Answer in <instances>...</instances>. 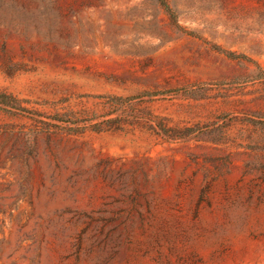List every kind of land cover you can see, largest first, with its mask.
<instances>
[{
    "label": "rangeland",
    "instance_id": "1",
    "mask_svg": "<svg viewBox=\"0 0 264 264\" xmlns=\"http://www.w3.org/2000/svg\"><path fill=\"white\" fill-rule=\"evenodd\" d=\"M0 93V264H264V0H0Z\"/></svg>",
    "mask_w": 264,
    "mask_h": 264
},
{
    "label": "trees",
    "instance_id": "2",
    "mask_svg": "<svg viewBox=\"0 0 264 264\" xmlns=\"http://www.w3.org/2000/svg\"><path fill=\"white\" fill-rule=\"evenodd\" d=\"M159 1H163V0H159ZM114 99L118 100L119 98H114ZM0 108L2 109L8 108V109H13L15 111H20V112L25 111V110H22V108L17 104V101L14 98H12L9 95L3 94V93H0ZM53 120L57 122H61L63 124L70 123L71 125H74L69 121L61 120L60 118H53ZM95 131H102V129H98Z\"/></svg>",
    "mask_w": 264,
    "mask_h": 264
}]
</instances>
